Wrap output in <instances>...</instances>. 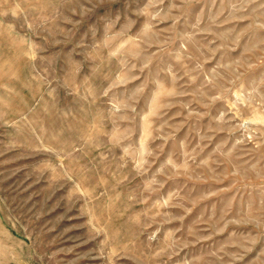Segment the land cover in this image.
<instances>
[{
  "label": "rangeland",
  "instance_id": "1",
  "mask_svg": "<svg viewBox=\"0 0 264 264\" xmlns=\"http://www.w3.org/2000/svg\"><path fill=\"white\" fill-rule=\"evenodd\" d=\"M0 264H264V0H0Z\"/></svg>",
  "mask_w": 264,
  "mask_h": 264
}]
</instances>
